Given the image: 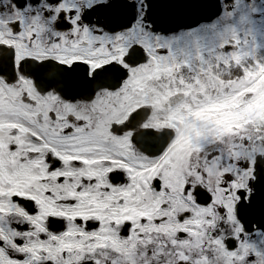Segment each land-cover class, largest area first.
<instances>
[{
    "label": "snow or ice",
    "instance_id": "snow-or-ice-1",
    "mask_svg": "<svg viewBox=\"0 0 264 264\" xmlns=\"http://www.w3.org/2000/svg\"><path fill=\"white\" fill-rule=\"evenodd\" d=\"M0 264H264V0H0Z\"/></svg>",
    "mask_w": 264,
    "mask_h": 264
},
{
    "label": "rangeland",
    "instance_id": "rangeland-1",
    "mask_svg": "<svg viewBox=\"0 0 264 264\" xmlns=\"http://www.w3.org/2000/svg\"><path fill=\"white\" fill-rule=\"evenodd\" d=\"M221 74H222V78L224 79V80H229V79H232V78H234V77H236V76H238L239 75V73H236V74H233V77L232 78H228V79H226V77H229L230 76V70H224V69H220V70H218ZM183 76H184V78L185 79H189L190 77H191V73L190 72H188V71H185L184 73H183ZM154 87H155V85H154ZM161 107H163V105H161ZM224 106H221V108H223ZM161 115H164L165 113H160ZM239 113L238 112H235V111H232L231 109H229L228 111H226L225 113H224V118L225 119H232V118H237V117H239Z\"/></svg>",
    "mask_w": 264,
    "mask_h": 264
},
{
    "label": "flooded vegetation",
    "instance_id": "flooded-vegetation-1",
    "mask_svg": "<svg viewBox=\"0 0 264 264\" xmlns=\"http://www.w3.org/2000/svg\"><path fill=\"white\" fill-rule=\"evenodd\" d=\"M153 87H154V85H153ZM47 211H50V212H52V213H59V208L58 207H55V206H49L48 208H47Z\"/></svg>",
    "mask_w": 264,
    "mask_h": 264
},
{
    "label": "bare ground",
    "instance_id": "bare-ground-1",
    "mask_svg": "<svg viewBox=\"0 0 264 264\" xmlns=\"http://www.w3.org/2000/svg\"><path fill=\"white\" fill-rule=\"evenodd\" d=\"M236 73H239L238 69H236V68L231 69L230 70V76L229 77H226V79L232 78L233 77V74H236Z\"/></svg>",
    "mask_w": 264,
    "mask_h": 264
}]
</instances>
